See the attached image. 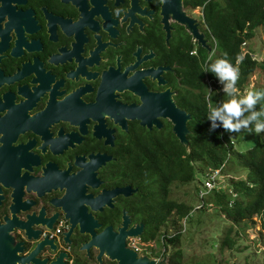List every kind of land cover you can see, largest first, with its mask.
Instances as JSON below:
<instances>
[{"label":"flooded vegetation","instance_id":"flooded-vegetation-1","mask_svg":"<svg viewBox=\"0 0 264 264\" xmlns=\"http://www.w3.org/2000/svg\"><path fill=\"white\" fill-rule=\"evenodd\" d=\"M209 1L0 0V264H117L90 242L125 221L138 256L175 250L143 240L147 162L192 118Z\"/></svg>","mask_w":264,"mask_h":264},{"label":"trees","instance_id":"trees-1","mask_svg":"<svg viewBox=\"0 0 264 264\" xmlns=\"http://www.w3.org/2000/svg\"><path fill=\"white\" fill-rule=\"evenodd\" d=\"M203 8L207 36L215 42L219 58L226 55L235 64L237 57H244L238 65L240 79L237 87L245 93L250 78L264 74V59L257 61L249 52L242 51V44L254 37L255 30L264 29V0H211L203 4ZM200 56L202 72L201 81L197 85L199 95L197 102L190 104L187 109L192 115L188 123L191 131L189 151L176 139L169 140L164 147L158 148L159 156L156 157L154 149L153 158L147 162V169L154 177L151 187L152 234L144 236L143 240H160L161 228L165 226L162 239L172 249H176L169 257L168 264H187L183 260L184 249L180 245L182 221L185 224L190 222L191 212L196 210L188 202L170 199L171 185H186L195 180L201 182V175L208 169H221L231 178L226 185L220 184L210 191L206 190V201L201 198V204L205 203L207 208L214 209L217 216L222 215L219 220L229 222L221 237L220 252L235 249L237 238L234 233L237 236L235 227L238 225L253 222V218L258 217L264 229V132L257 135L249 147L242 148L235 145L237 134L226 133L220 127L211 130L210 121L207 120V86L202 79L204 74L212 81L214 103L224 102L228 97L222 92V85L215 76L203 71L208 55L202 48ZM262 107L264 102L257 105V110ZM241 173L244 176L236 178ZM197 211L203 212V209L198 208ZM167 226L173 229L174 234H167Z\"/></svg>","mask_w":264,"mask_h":264},{"label":"rangeland","instance_id":"rangeland-1","mask_svg":"<svg viewBox=\"0 0 264 264\" xmlns=\"http://www.w3.org/2000/svg\"><path fill=\"white\" fill-rule=\"evenodd\" d=\"M242 51L243 53L249 52L254 59L262 61L264 59V29H256L254 37L243 46ZM213 57L212 60L215 61L216 56ZM257 88L264 90V74L250 78L248 91ZM251 138L247 131L241 132L234 140L235 145L237 147L240 145L242 148L249 147L252 142ZM222 174L218 177V185H226L230 179L229 174L224 172ZM243 176L244 173H241L236 178ZM206 193V189H202L201 183L196 181L186 185L174 184L171 187V199L188 202L196 209L191 212L190 222L185 224L184 220L182 221L180 245L181 249H184L183 260L187 264H264V229L260 226L258 217L253 218V222H244L235 227L237 233V236L234 233V237L237 238L235 249L220 252L221 237L226 232L225 228L228 227L229 222L219 220L222 215L217 216L214 209L207 208L205 203L201 204L202 199L205 200L208 196ZM198 208L203 209V212L197 211ZM168 226L170 235L174 231ZM154 246L148 250L149 254L156 252L160 255L162 247L158 244Z\"/></svg>","mask_w":264,"mask_h":264},{"label":"clouds","instance_id":"clouds-1","mask_svg":"<svg viewBox=\"0 0 264 264\" xmlns=\"http://www.w3.org/2000/svg\"><path fill=\"white\" fill-rule=\"evenodd\" d=\"M118 14L119 10H117V15ZM211 40L213 44H211ZM211 40L209 43L207 42L208 46L211 48V52L208 54L204 49L207 52L208 58L205 62L203 71L210 72L215 76L220 85H222V92L228 97L224 102L218 104L214 103V92L207 89V95L205 97L208 108L207 120L210 121L211 130L220 127L226 133L237 135L247 131L250 133L253 141L257 135L264 132V107L257 110V105L264 102V90H249L246 93H242L240 88L237 87L240 79L238 65L243 61L244 57H237L235 64L227 59L226 55L224 58H219V54L215 50V42L213 39ZM242 45L245 46L246 44L244 43ZM213 56H216L215 61L212 60V58H214ZM237 135L235 138H237ZM209 171H218V185V177L221 176L223 171L221 169H208L201 175V182L195 180L201 183V187L204 186L203 181L205 175ZM203 189L205 188L203 187Z\"/></svg>","mask_w":264,"mask_h":264},{"label":"water","instance_id":"water-1","mask_svg":"<svg viewBox=\"0 0 264 264\" xmlns=\"http://www.w3.org/2000/svg\"><path fill=\"white\" fill-rule=\"evenodd\" d=\"M192 32L193 39L196 40L200 47L205 49L209 54L211 52V48L208 46V41L204 38V35L202 33H196V30ZM170 118L173 122V133L175 137L188 152L189 142L187 139V134L189 131L187 128V123L191 119L190 114L186 112H179L171 115ZM127 229V222L125 221L123 222L121 228L120 242L116 245L97 244L93 241H91L90 244L98 245L101 251L104 252L110 260L117 262V264H168V258L176 251V249L167 252L160 260H155L143 255L138 256L134 250L125 247V239L127 237H133L140 234L142 231V227H139L138 230H136L135 228H130L128 230ZM94 240H96V238Z\"/></svg>","mask_w":264,"mask_h":264},{"label":"built area","instance_id":"built-area-1","mask_svg":"<svg viewBox=\"0 0 264 264\" xmlns=\"http://www.w3.org/2000/svg\"><path fill=\"white\" fill-rule=\"evenodd\" d=\"M217 174H218V171H215V172H208L206 175H205V179L203 181V185H204V188L207 190V191H210L212 189H214L216 186H217Z\"/></svg>","mask_w":264,"mask_h":264}]
</instances>
